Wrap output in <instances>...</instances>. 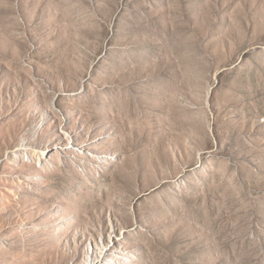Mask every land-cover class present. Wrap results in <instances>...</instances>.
I'll return each mask as SVG.
<instances>
[{"label":"rangeland","instance_id":"obj_1","mask_svg":"<svg viewBox=\"0 0 264 264\" xmlns=\"http://www.w3.org/2000/svg\"><path fill=\"white\" fill-rule=\"evenodd\" d=\"M0 264H264V0H0Z\"/></svg>","mask_w":264,"mask_h":264},{"label":"bare ground","instance_id":"obj_2","mask_svg":"<svg viewBox=\"0 0 264 264\" xmlns=\"http://www.w3.org/2000/svg\"><path fill=\"white\" fill-rule=\"evenodd\" d=\"M65 141L69 142V138L67 136H65ZM95 249H97V247H95Z\"/></svg>","mask_w":264,"mask_h":264}]
</instances>
